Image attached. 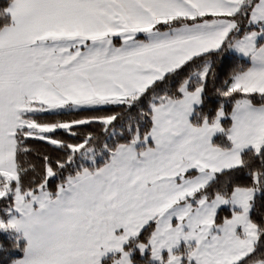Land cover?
Segmentation results:
<instances>
[{
	"label": "snow or ice",
	"instance_id": "6c2138e0",
	"mask_svg": "<svg viewBox=\"0 0 264 264\" xmlns=\"http://www.w3.org/2000/svg\"><path fill=\"white\" fill-rule=\"evenodd\" d=\"M0 234L7 264H264V0H0Z\"/></svg>",
	"mask_w": 264,
	"mask_h": 264
},
{
	"label": "trees",
	"instance_id": "16d2710c",
	"mask_svg": "<svg viewBox=\"0 0 264 264\" xmlns=\"http://www.w3.org/2000/svg\"><path fill=\"white\" fill-rule=\"evenodd\" d=\"M219 103L218 97L212 92V90H209V94L206 98V103L204 106L205 110H208L210 107L216 105ZM219 137V134H216L213 138V142H215ZM6 239V237L3 234H0V242H3ZM8 259V253L6 252H0V264H7Z\"/></svg>",
	"mask_w": 264,
	"mask_h": 264
},
{
	"label": "crops",
	"instance_id": "0c3cea01",
	"mask_svg": "<svg viewBox=\"0 0 264 264\" xmlns=\"http://www.w3.org/2000/svg\"><path fill=\"white\" fill-rule=\"evenodd\" d=\"M214 138V137H213Z\"/></svg>",
	"mask_w": 264,
	"mask_h": 264
}]
</instances>
